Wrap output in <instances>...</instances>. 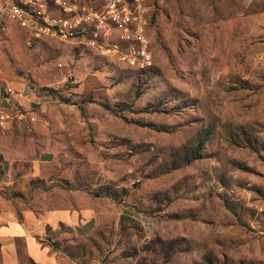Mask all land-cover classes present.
<instances>
[{
    "label": "rangeland",
    "instance_id": "obj_1",
    "mask_svg": "<svg viewBox=\"0 0 264 264\" xmlns=\"http://www.w3.org/2000/svg\"><path fill=\"white\" fill-rule=\"evenodd\" d=\"M143 15L140 70L0 24L1 92L34 115L0 127V209L97 207L63 264H264V0Z\"/></svg>",
    "mask_w": 264,
    "mask_h": 264
},
{
    "label": "built area",
    "instance_id": "obj_2",
    "mask_svg": "<svg viewBox=\"0 0 264 264\" xmlns=\"http://www.w3.org/2000/svg\"><path fill=\"white\" fill-rule=\"evenodd\" d=\"M143 13L144 0H0V24L12 22L36 39L81 44L132 68L151 63ZM1 93L0 127L34 123L16 99L23 89L6 84Z\"/></svg>",
    "mask_w": 264,
    "mask_h": 264
},
{
    "label": "crops",
    "instance_id": "obj_3",
    "mask_svg": "<svg viewBox=\"0 0 264 264\" xmlns=\"http://www.w3.org/2000/svg\"><path fill=\"white\" fill-rule=\"evenodd\" d=\"M27 91L23 83H5ZM22 97H17L21 102ZM4 106L0 87V108ZM7 129V128H5ZM97 207L84 206L82 201L74 206L49 207L42 211L9 207L0 209V264H63L67 255L51 246L53 241H63L67 235L82 239L92 234L99 218ZM73 263V261H71Z\"/></svg>",
    "mask_w": 264,
    "mask_h": 264
},
{
    "label": "trees",
    "instance_id": "obj_4",
    "mask_svg": "<svg viewBox=\"0 0 264 264\" xmlns=\"http://www.w3.org/2000/svg\"><path fill=\"white\" fill-rule=\"evenodd\" d=\"M22 32V31H21ZM23 33V32H22ZM23 34H25V33H23ZM26 35V34H25ZM28 36V35H27ZM32 38V37H31ZM34 39H36V38H34ZM38 39H44V38H38ZM45 39H47V38H45ZM54 40V39H53ZM74 46H80L81 48H86V49H90V48H88V47H86V46H84V45H81V44H73ZM92 50V49H91ZM98 54V53H97ZM98 55H100V54H98ZM100 56H103V55H100ZM103 57H106V56H103ZM147 68V67H146ZM146 68H135V69H146ZM63 100L64 101H68L66 98H63ZM103 107H107L106 105H103ZM34 124V123H33ZM33 124H30L29 126H31L32 127V125ZM13 126H16V127H20L19 125H17V124H11V125H9L8 127H13ZM95 196L96 197H108L109 195L108 194H106V193H104V196H101L100 194H95ZM110 197V196H109ZM110 198H112V197H110ZM61 242V241H60ZM58 243H59V241H53V242H51V246L54 248V249H60L61 250V247L58 245ZM60 244V243H59ZM64 252H66V253H68L67 251H65V250H63ZM29 264H36V263H33V262H29Z\"/></svg>",
    "mask_w": 264,
    "mask_h": 264
}]
</instances>
